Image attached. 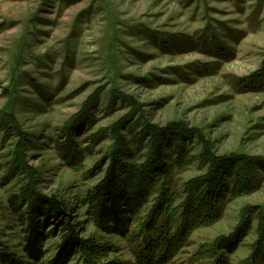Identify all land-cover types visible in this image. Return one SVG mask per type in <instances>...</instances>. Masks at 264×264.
Returning <instances> with one entry per match:
<instances>
[{"label": "rangeland", "instance_id": "rangeland-1", "mask_svg": "<svg viewBox=\"0 0 264 264\" xmlns=\"http://www.w3.org/2000/svg\"><path fill=\"white\" fill-rule=\"evenodd\" d=\"M205 29L206 36L214 32L220 39L227 56L209 49L210 37L205 48L196 41ZM263 56L264 0H0V118L8 110L32 138L28 163L40 171L42 192H68L69 199L98 181V176L85 180L84 173L103 157L110 139L78 173L62 164L53 142L98 89L99 122L90 134L128 112L117 104L105 114L116 87L133 96L154 124L180 120L202 128L217 154L264 157V90L243 92L235 83L256 71ZM12 141L3 142L0 124V240L17 251L20 227L7 210L17 183H1ZM199 174L193 162L177 177L176 190ZM263 203L264 181L255 192L227 202L214 225L193 231L168 264H210L196 259L199 247L230 234L242 208ZM86 221L89 232L93 227ZM102 239L116 249L102 264L116 259L134 264L128 237ZM255 240L253 228L230 256L231 264H242Z\"/></svg>", "mask_w": 264, "mask_h": 264}, {"label": "trees", "instance_id": "trees-1", "mask_svg": "<svg viewBox=\"0 0 264 264\" xmlns=\"http://www.w3.org/2000/svg\"><path fill=\"white\" fill-rule=\"evenodd\" d=\"M206 31L196 41L205 48L210 37L209 49L227 56L228 50L218 46L220 39L214 32L206 36ZM235 83L243 92L264 90V56L256 71ZM101 98V89L93 92L57 130L53 142L62 164L78 173L95 149L110 139L103 157L84 173L85 180L98 176V181L76 199H69L68 192H42L40 171L28 163L32 138L11 112L2 113L3 142L13 141L1 183H17L7 210L17 219L20 241L16 251L0 240V264H41L49 254L45 264H102L116 251L103 241L104 236L128 237L134 264H168L193 231L222 218L227 202L261 187L264 157L239 151L217 154L202 128L180 120L154 124L133 96L116 87L110 90L105 114H112L117 104L128 112L90 134L99 122ZM193 162L201 174L177 191V177ZM86 218L93 227L89 232ZM253 228L256 240L242 264H264V203L242 208L232 232L202 244L196 259L231 264L230 256Z\"/></svg>", "mask_w": 264, "mask_h": 264}]
</instances>
